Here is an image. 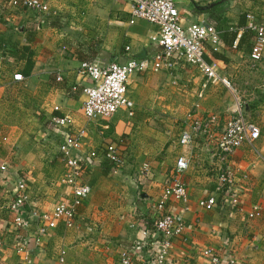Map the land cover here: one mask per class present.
Here are the masks:
<instances>
[{"label": "crops", "instance_id": "0c3cea01", "mask_svg": "<svg viewBox=\"0 0 264 264\" xmlns=\"http://www.w3.org/2000/svg\"><path fill=\"white\" fill-rule=\"evenodd\" d=\"M41 1L48 5L49 15L15 8L10 0L0 14V166L6 167L0 173L4 179L0 264H59L61 250L66 253L65 264H120L123 252L129 253L132 264H154L159 239L149 229L157 214L155 204L180 155L190 157L189 167L178 175L186 187L187 203L168 202L166 211L178 214L186 229L172 241L170 264H212L203 254L207 249L215 251L218 264H228L230 255L241 264H264V53L252 65V34L245 25L239 26L246 15L256 24L264 22V0H174L185 25L204 21L220 32L215 47L206 45L204 59L215 65L233 90L207 81L198 69L176 57L172 70L130 78L132 117L121 110L92 123L81 113V87L89 81L77 74L80 63H124L158 53L161 48L153 40L157 28L141 20L130 25L127 2ZM208 5L212 6L206 9ZM44 19L53 26L39 28ZM15 74H21L23 81H13ZM237 101L260 135L253 145H241L228 158L236 174L239 203L222 197L221 205L217 138L234 116ZM56 106L74 119L75 128L86 129L79 159L81 181L90 187V194L77 208L72 228L58 221L41 236L35 221L15 230L8 207L19 180L26 184L27 209L38 213L72 197L57 150L64 132L49 124ZM211 117L215 124L197 134L189 147L179 144L182 131ZM111 142L120 143L125 159L118 170L104 156ZM242 175L247 178L241 179ZM211 196H216L217 207L200 209L198 201ZM255 206L260 215L249 218ZM16 231V245L6 246Z\"/></svg>", "mask_w": 264, "mask_h": 264}, {"label": "built area", "instance_id": "2783aa9c", "mask_svg": "<svg viewBox=\"0 0 264 264\" xmlns=\"http://www.w3.org/2000/svg\"><path fill=\"white\" fill-rule=\"evenodd\" d=\"M116 1L130 4V25L141 20L157 28L156 38L153 40L161 50L149 57L131 58L124 63L81 62L77 74L89 81L88 85L81 87L83 96L81 113L87 123L110 119L121 110L126 111L128 118L132 117L134 103L127 89L130 78L140 73L157 72L162 69L172 70L176 57L198 69L207 81L219 83L229 90L232 89L229 81L217 73L215 65L204 59L206 45L215 47L219 41L220 32L214 27L204 21L185 25L174 0ZM5 2L6 0H0V14L4 10ZM10 5L34 12L39 16L49 15L48 5L41 0H10ZM244 30L252 34L249 59L252 65H255L261 61L264 53V22L256 24L251 15H246ZM236 45L235 40L233 47ZM128 49L126 48V51ZM55 79L59 81L60 77L57 76ZM12 80L21 82L23 77L21 74H15ZM241 107L242 102L237 101L234 116L227 120L217 138L218 173L216 180L220 187L219 191H222L219 202L221 205L223 204L222 197L230 199L233 204L238 205L239 203L235 193L236 174L228 166V158L241 145H253L260 135L257 125L246 119ZM214 120L215 118L211 117L204 123L194 121L189 129L182 131L179 144L182 147H189L197 134L205 133L211 125L215 124ZM49 124L63 129L64 132L57 150L59 160L66 169L65 183L70 187L72 197L67 203H59L49 211L38 213L35 209H27L26 184L23 180H19L12 188L13 198L8 207L13 214L12 224L15 230L24 229L29 226L30 222L35 221L41 236H44L49 229H53L58 221H62L66 228H72L77 216V208L90 194V187L81 181L82 172L79 159L83 140L86 137V129L75 128L74 119L68 114H62L57 106L53 109ZM104 156L115 170L125 164V159L121 155L120 143H108L104 149ZM189 164L190 157L187 155H180L176 158L173 173L166 181L161 196L155 204L157 214L153 218V228L160 244L153 258L154 264H170L168 259L172 241L181 238L186 229L183 219L174 212H167L166 205L168 202L187 203L186 187L178 175L184 172ZM147 170V165H144L143 171L147 172ZM5 172V165L0 166V173ZM246 178L245 175L241 176V179ZM3 182L4 179L0 177V185ZM197 204L200 209L211 210L217 207V198L211 196L201 199ZM259 215L260 210L255 206L248 217L254 218ZM2 246L3 243L0 240V249ZM20 251L21 249H18V252ZM203 254L210 258L212 264H218L219 259L215 251L207 249ZM65 256V251L61 250L58 256L59 264H65ZM227 262L228 264H241L232 255L228 256ZM120 264H132L129 253L121 254Z\"/></svg>", "mask_w": 264, "mask_h": 264}, {"label": "trees", "instance_id": "16d2710c", "mask_svg": "<svg viewBox=\"0 0 264 264\" xmlns=\"http://www.w3.org/2000/svg\"><path fill=\"white\" fill-rule=\"evenodd\" d=\"M246 17H242V19H241V21L239 22V26H244L245 25V22H244V19H245ZM210 25H212V24H210ZM43 26H45V27H47V26H53V23L51 22V21H49V20H47V19H44V20H42L40 23H39V25H38V27L40 28V27H43ZM212 27H214L215 28V26L214 25H212ZM235 37V34H233V36L231 37V39H233ZM81 45H78V47H80ZM86 50L88 51V52H91L89 49H88V47L86 48ZM85 50V51H86ZM85 61H87V60H85ZM85 61H83V62H85ZM31 66H32V64L31 63H29V65H28V69L30 70V68H31ZM28 73H26V75H27ZM150 231H151V233L152 232H155L154 231V228H153V221L151 222V228L149 229ZM159 241H158V243L156 244V248H158V246H159Z\"/></svg>", "mask_w": 264, "mask_h": 264}, {"label": "rangeland", "instance_id": "374dc122", "mask_svg": "<svg viewBox=\"0 0 264 264\" xmlns=\"http://www.w3.org/2000/svg\"><path fill=\"white\" fill-rule=\"evenodd\" d=\"M68 30H70L68 27H64V31H68ZM91 46H93V45H91ZM79 48V47H78ZM89 53V52H88ZM16 234H14V233H12V234H10L11 236H10V238H8V241H7V243H6V246L8 245V247H11V246H15L16 244H15V242H14V240L16 239H14V237L18 234V231H16L15 232ZM14 236V237H13ZM16 237H18V235L16 236ZM83 238V237H82ZM13 244V245H12Z\"/></svg>", "mask_w": 264, "mask_h": 264}, {"label": "water", "instance_id": "95a60500", "mask_svg": "<svg viewBox=\"0 0 264 264\" xmlns=\"http://www.w3.org/2000/svg\"><path fill=\"white\" fill-rule=\"evenodd\" d=\"M211 6H212V5H208V6L206 7V9L209 8V7H211ZM137 57H138V58H142V55H138Z\"/></svg>", "mask_w": 264, "mask_h": 264}]
</instances>
